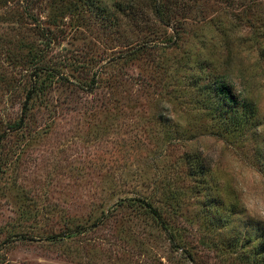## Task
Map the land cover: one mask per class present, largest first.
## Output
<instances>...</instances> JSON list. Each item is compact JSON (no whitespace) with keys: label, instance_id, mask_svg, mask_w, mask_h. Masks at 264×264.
I'll return each mask as SVG.
<instances>
[{"label":"rangeland","instance_id":"374dc122","mask_svg":"<svg viewBox=\"0 0 264 264\" xmlns=\"http://www.w3.org/2000/svg\"><path fill=\"white\" fill-rule=\"evenodd\" d=\"M206 59L256 136L212 127ZM245 203H264V0H0V264H264Z\"/></svg>","mask_w":264,"mask_h":264},{"label":"trees","instance_id":"16d2710c","mask_svg":"<svg viewBox=\"0 0 264 264\" xmlns=\"http://www.w3.org/2000/svg\"><path fill=\"white\" fill-rule=\"evenodd\" d=\"M167 16V12L164 14L162 24L169 26L171 21L164 19ZM180 21L176 18V25ZM177 32V31H176ZM179 37V33L176 35ZM213 61V60H212ZM211 60L210 62L213 63ZM215 68V67H214ZM213 67L210 68V64L207 59L204 60L201 70H204L206 80L204 83H200L196 76L195 82L197 84L196 90L201 92L199 96L201 101V109L205 111V115L211 121L212 127L217 133H223L224 130L228 142H244L247 136H256V130L259 128L258 112L255 108V103L246 97H238L235 94L234 85L230 82L227 75L223 73H216ZM217 71V70H216ZM200 79V78H199ZM247 92V91H246ZM30 95L28 94L24 106L27 105ZM23 121V117L20 119V123ZM146 202V201H145ZM147 207L160 216L161 211L159 208L153 207L150 203H145ZM158 210V211H157ZM175 231H169L170 242H173L171 234ZM173 244V243H172ZM178 247V245L173 244Z\"/></svg>","mask_w":264,"mask_h":264},{"label":"clouds","instance_id":"9594fccd","mask_svg":"<svg viewBox=\"0 0 264 264\" xmlns=\"http://www.w3.org/2000/svg\"><path fill=\"white\" fill-rule=\"evenodd\" d=\"M243 208L253 219L264 222V203H258L256 205L245 203Z\"/></svg>","mask_w":264,"mask_h":264}]
</instances>
